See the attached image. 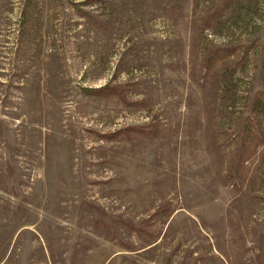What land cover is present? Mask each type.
<instances>
[{
  "label": "rangeland",
  "instance_id": "obj_1",
  "mask_svg": "<svg viewBox=\"0 0 264 264\" xmlns=\"http://www.w3.org/2000/svg\"><path fill=\"white\" fill-rule=\"evenodd\" d=\"M225 1L0 0V264H264V0Z\"/></svg>",
  "mask_w": 264,
  "mask_h": 264
},
{
  "label": "trees",
  "instance_id": "obj_2",
  "mask_svg": "<svg viewBox=\"0 0 264 264\" xmlns=\"http://www.w3.org/2000/svg\"><path fill=\"white\" fill-rule=\"evenodd\" d=\"M231 2H232V0H227V1L224 2V4H225V6L228 7V6L231 4ZM229 49H230V50H228L227 52H228L229 55H230V54L232 55V53H233V51H234V50H233L234 48L231 47V48H229ZM102 90H103V89H94V90H92V91L99 93V92H102ZM89 91H91V90H89Z\"/></svg>",
  "mask_w": 264,
  "mask_h": 264
}]
</instances>
